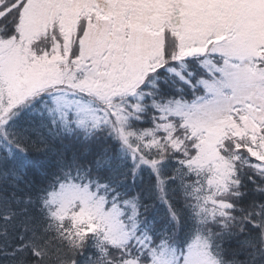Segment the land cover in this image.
<instances>
[{
  "label": "snow or ice",
  "instance_id": "6c2138e0",
  "mask_svg": "<svg viewBox=\"0 0 264 264\" xmlns=\"http://www.w3.org/2000/svg\"><path fill=\"white\" fill-rule=\"evenodd\" d=\"M0 264H264V0H0Z\"/></svg>",
  "mask_w": 264,
  "mask_h": 264
}]
</instances>
